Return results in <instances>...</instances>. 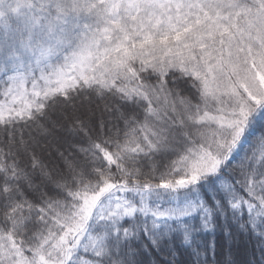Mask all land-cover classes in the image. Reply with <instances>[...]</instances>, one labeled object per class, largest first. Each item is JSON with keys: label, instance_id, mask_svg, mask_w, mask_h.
Listing matches in <instances>:
<instances>
[{"label": "snow or ice", "instance_id": "1", "mask_svg": "<svg viewBox=\"0 0 264 264\" xmlns=\"http://www.w3.org/2000/svg\"><path fill=\"white\" fill-rule=\"evenodd\" d=\"M221 218L264 254V0H0V264L199 257Z\"/></svg>", "mask_w": 264, "mask_h": 264}, {"label": "trees", "instance_id": "2", "mask_svg": "<svg viewBox=\"0 0 264 264\" xmlns=\"http://www.w3.org/2000/svg\"><path fill=\"white\" fill-rule=\"evenodd\" d=\"M103 101L93 102L92 120L93 122L104 119L112 120L114 116L102 112ZM100 107H95V105ZM55 119V117H53ZM58 136L65 139H72L67 132V128L62 129ZM45 164H51L55 159L54 152L49 156L48 152L38 153ZM21 163H29L27 157L21 158ZM230 234V235H229ZM202 247L200 256H193L190 249H185L177 245L175 257L169 255L167 250L156 252L149 248L145 254L138 243H133V248L139 253L137 257L142 264H264V254L260 251V246L256 238L246 232L238 229L235 223H226L223 218L216 222L214 231H207L198 237ZM215 242V251L208 249V245ZM146 245L147 241H143Z\"/></svg>", "mask_w": 264, "mask_h": 264}]
</instances>
